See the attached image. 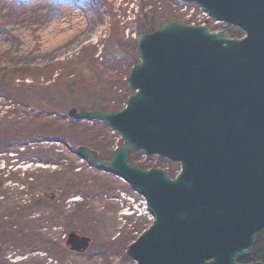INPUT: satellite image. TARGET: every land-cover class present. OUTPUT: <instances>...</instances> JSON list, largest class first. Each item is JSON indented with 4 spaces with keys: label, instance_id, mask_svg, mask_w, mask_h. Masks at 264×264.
<instances>
[{
    "label": "water",
    "instance_id": "1",
    "mask_svg": "<svg viewBox=\"0 0 264 264\" xmlns=\"http://www.w3.org/2000/svg\"><path fill=\"white\" fill-rule=\"evenodd\" d=\"M181 1L244 35L172 21L136 35L125 106L67 112L107 123L122 143L110 160L75 153L144 197L153 221L126 250L136 264H241L264 229V0ZM134 151L180 172L132 164ZM89 244L73 232L65 241L78 253Z\"/></svg>",
    "mask_w": 264,
    "mask_h": 264
},
{
    "label": "rangeland",
    "instance_id": "2",
    "mask_svg": "<svg viewBox=\"0 0 264 264\" xmlns=\"http://www.w3.org/2000/svg\"><path fill=\"white\" fill-rule=\"evenodd\" d=\"M177 2L0 0V181L6 192L0 205L23 204L41 194L42 188L21 190L19 181L29 173L51 194L67 178L86 176L94 184L59 199L53 210L38 207L31 225L7 230L19 241L3 248L0 264H136L126 250L152 219L123 212L128 198L141 209V198L115 173L81 161L72 144L97 147L105 158L121 140L107 123L74 124L67 112L121 109L131 94L126 77L138 59L135 35L145 20L154 27L187 20L188 11ZM209 26L229 37L243 36L224 23ZM130 160L179 171L176 162L138 151ZM71 232L90 239L85 252L65 247ZM40 237L52 244L40 246Z\"/></svg>",
    "mask_w": 264,
    "mask_h": 264
},
{
    "label": "trees",
    "instance_id": "3",
    "mask_svg": "<svg viewBox=\"0 0 264 264\" xmlns=\"http://www.w3.org/2000/svg\"><path fill=\"white\" fill-rule=\"evenodd\" d=\"M152 21L145 20L144 24L140 26L139 32L146 33L148 31H152L155 27V24H151ZM137 60H135L131 66L136 63ZM126 100V98H123V102ZM116 109H113L112 111H115ZM72 123L76 124L78 121L70 120ZM72 142V141H71ZM72 144L75 146V148L79 145H82L84 143L81 142H72ZM86 145V144H85ZM89 147L95 149L101 158H104L101 153L100 149L91 145H88ZM131 163H135L134 161L130 160ZM170 175H173L174 172L170 171ZM2 183L3 180L0 181V198L6 197V192L2 191ZM19 183L22 184L21 190L24 189L29 191L30 193L36 190H40L42 188L41 194H37L36 196H33L28 202H25L23 204H16L13 206L9 205H0V257L3 254V248L6 247L8 244H15L19 241L14 235L8 234L7 230L21 226L22 228L31 225V215L34 212L35 209L38 207H46L49 210L54 209L56 207V202L59 201L61 198L69 197L70 194L74 192H79L82 190H88L91 188L93 183L90 182V179L86 176H81L78 179H66L62 185L58 187L59 191L52 192L53 194L49 193L47 188L42 187V184H40L39 176H36L33 173L27 174L26 179H22V181ZM264 233L261 231L258 234L257 242L253 248L252 253L243 259H240L239 262L241 263H248L253 261H264ZM40 246L47 247L49 244H52L48 239H45L44 237H40ZM36 242V241H35ZM24 245V244H23ZM31 245V244H29ZM27 246V245H26ZM0 262H2L0 260Z\"/></svg>",
    "mask_w": 264,
    "mask_h": 264
}]
</instances>
